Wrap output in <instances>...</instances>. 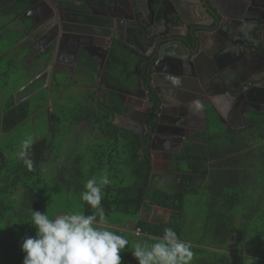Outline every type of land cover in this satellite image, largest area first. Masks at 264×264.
Returning <instances> with one entry per match:
<instances>
[{
    "label": "trees",
    "instance_id": "16d2710c",
    "mask_svg": "<svg viewBox=\"0 0 264 264\" xmlns=\"http://www.w3.org/2000/svg\"><path fill=\"white\" fill-rule=\"evenodd\" d=\"M150 60L152 57H140L138 70L143 78ZM137 61L126 47L115 44L101 71L102 82L131 89ZM92 70L91 75L97 72L96 67ZM126 79L130 81L127 85ZM144 80L154 106L142 135L114 122L124 105L115 92L105 88L85 86L83 97L75 105L55 107L49 118L53 138L62 132L73 133L72 128L82 122L93 135L79 134L89 141L83 142L85 157L77 152L63 160L68 163L62 169L66 174L69 171L66 177L58 174L61 168L57 166L59 180L45 176L40 167L53 150L48 137L28 149L32 170L18 160L10 171L8 159L0 151V264H23L21 244L36 235L31 209L54 218L57 212L53 210L66 203L67 212L92 214L94 210L80 196L87 180L95 177L99 182L104 174L110 184L102 189L101 206L107 219L103 226L129 241L120 252L121 264H138L132 254L135 244L155 243L166 227L191 244V264H264V115L247 116L245 128L234 131L225 129L216 115L219 128L211 129L209 116L207 129L195 132L174 155L169 165L173 181L156 185L151 180L149 146L159 99L150 89L148 77ZM30 106L29 100L17 103L8 99L0 108V132H8L24 121L30 115ZM55 132L58 135L54 136ZM50 181L56 194L50 192ZM50 193L55 195L54 206H50ZM145 206L166 208L172 216L160 222L149 221L141 217ZM230 243L234 252L242 249L244 254L226 253Z\"/></svg>",
    "mask_w": 264,
    "mask_h": 264
},
{
    "label": "flooded vegetation",
    "instance_id": "af4514ba",
    "mask_svg": "<svg viewBox=\"0 0 264 264\" xmlns=\"http://www.w3.org/2000/svg\"><path fill=\"white\" fill-rule=\"evenodd\" d=\"M225 1L227 0H221V2ZM231 1L234 0H228L224 4L230 20H227L225 25H223V29L224 34L229 35L230 40L233 42L235 55L238 57L236 62L230 65V67L229 65L228 67H224L221 69L223 70L221 72L216 71V66H214V72H208V75L212 74L209 78L205 69H198L199 72L194 69V81L189 82L178 72V70L184 69L185 66L181 67V63L172 61L171 66L172 69H175L176 73H170V76L175 79L174 85L171 87L173 89L169 91L171 92L170 95L167 94L166 88L164 92L166 93L167 101L174 102L176 100L179 103L178 114L175 115L179 117V120L172 126H170V123L165 124L167 128L163 131L158 143L155 145L153 154L151 153V144L159 123V115L161 114L163 103L152 84L150 71L153 72L152 69L154 67L149 68L151 67V63L156 59L154 45L147 46L146 44L152 40V35L147 36L149 40L144 42L141 36L135 32L134 22L141 20L145 24L154 26L161 32L167 28L169 35H173L179 31L183 36L189 37V31L192 30L195 24L187 22L188 27L186 28L185 24H180L178 21L174 23L170 18L171 12L169 13L170 16L167 14V20L162 18V11L165 13L166 9L164 5L169 4L174 9H177L182 6L181 0H45L46 4L44 3V8L40 12L36 11L37 14L32 19L29 18L30 21L27 24V28L32 30L33 27L39 39L35 44L28 45L30 42L26 44V49L27 51L29 50V53L28 58L26 57L25 59L31 64V61L33 62L42 57L41 60L44 63L42 65L43 69H45L35 74L37 78H44L47 69L54 71V75L55 71H62L64 73L61 83L57 81L56 75L50 82L49 90H51L53 95H60L64 92L65 86L73 83L72 79L75 76L78 77V74L89 77V83L77 84L79 89L83 90L85 86H91L94 89L105 88L108 92H115L124 105V111L119 115L122 122L120 126L130 131L138 130L141 132V135L146 130V123L154 106V102L145 88L144 79L148 77L149 87L159 99L156 125L149 146L152 165L151 179L152 175H155V181L157 182L162 180V176H166L164 178L165 181L169 180V178L173 181V177L169 173V165L173 163L174 155L179 153L182 144L190 140L195 132L207 129V126L204 128L200 127L199 124L202 120H200L199 116L195 115L190 105H183L184 101L188 99L194 103H201L203 112L201 115H204L203 125L205 126V120L207 121L210 116L209 110H212L217 116L212 105L223 101L226 91L237 89L236 85H239L240 90L237 89L239 90L237 93H240L242 90L244 91V89L249 90L252 88L254 90L253 95H248L247 98L244 97L243 100L237 101V103H243V111L238 107L237 110L241 111L234 113V115L230 109L228 114H232V116L227 115L226 118L222 119L223 123H221L223 127L230 131L245 128L244 119L247 116L264 115V58L258 57L259 51L264 47V0H239L240 2L247 3L244 6L237 2L236 6H233L229 3ZM22 2H25L27 6L22 10H17V6ZM7 8L10 12L4 13L3 11ZM27 12H29L28 0H0V15L9 16L11 20L19 22V25L25 20L23 15ZM120 20L124 22V28L118 31L114 26ZM35 22L38 24L33 26ZM212 26H208L205 30L200 29L198 32L211 35L214 31L211 30ZM180 27L182 32L180 29L178 30ZM102 29H109V34L104 32L106 35H102V31H100ZM66 31H71L72 33ZM70 34H72L71 37H69ZM115 44L126 47L138 60L134 67L135 85L131 89H126L119 85L111 86L107 83L105 84L100 77L101 71L110 56L111 48ZM150 47L151 49H149ZM176 47L175 52L178 54L180 50L178 46ZM208 49L207 47L206 50ZM240 50L246 52L245 57H241ZM250 51L252 52L248 53ZM196 54L191 55V61L195 59L200 62L202 55L196 56ZM141 56L148 59L152 57L143 74L144 78L138 70ZM242 58L246 61V65H244ZM253 64L258 66V70H253V78H256L251 80L250 83H242L239 79L246 78L244 71L251 69ZM92 67H96L97 70L93 75H91L93 73ZM231 72L234 74L230 75ZM70 74L71 78L68 77ZM155 76V80L160 81V78L157 75ZM128 82L130 83L129 79H126L124 84L127 85ZM59 84L61 86H58ZM159 86L164 85L159 84ZM254 86L255 88H253ZM118 89L125 90L128 94ZM186 90L187 94H185ZM30 93L31 91L21 97V101L28 100L27 96ZM237 93L231 94L232 105L236 102L235 97ZM172 117L173 115H171ZM239 117L242 119L241 121ZM143 118L145 121L144 126L140 122ZM238 123L239 126H237ZM158 162L163 163V167H156L155 169V164H158ZM160 170H162L161 177L158 174Z\"/></svg>",
    "mask_w": 264,
    "mask_h": 264
},
{
    "label": "rangeland",
    "instance_id": "374dc122",
    "mask_svg": "<svg viewBox=\"0 0 264 264\" xmlns=\"http://www.w3.org/2000/svg\"><path fill=\"white\" fill-rule=\"evenodd\" d=\"M22 30L23 29L20 28L18 22L11 20L9 16L0 15V108L2 109L5 102L10 98H13L14 102L20 103L22 100V93L26 94L31 91V96H28L27 98L31 103L30 115L12 130L8 132H0V151L8 159L9 170L12 171L18 165L19 159L17 157V153L20 151L21 143L24 139L30 136L35 143L42 138L48 137L49 140L52 141L53 150H51V153L47 156V158L41 162L42 164L40 167L45 176L59 180L60 177H57L58 175L55 167L57 166L61 168L58 173H63L61 177L68 176L69 171L66 174V171L62 170L67 168L66 166L68 165V163L63 162V160L68 155H73L77 152H81L80 154L83 156V158L85 157L83 142L89 143V141L87 140L86 136H80L79 134H90V132L89 130L87 131V124L82 122L77 127L72 128L74 134L72 132L69 134L62 132L59 136H56L59 132H55L54 136L56 137L53 138L51 136L52 129L49 118L51 113L55 111L56 106H60L61 108L65 107L68 109L70 106L75 105L76 102L81 100L84 92L81 88L79 89V86L77 87V84L81 85V83H89V77L78 74V77L75 76V78L72 79L74 84H67L65 86L66 88L63 90L64 92H62L60 95L52 94L51 90H49L50 85H47L46 80L39 79L36 82L31 83L32 77L45 68L43 69L42 64L44 63L41 60L42 57H39L33 62L31 61V64H29V61L24 59L29 53V50L27 51L26 49V44L30 41L19 42L21 35L24 33ZM34 64L37 65L34 66ZM55 75L57 77V81L61 83L64 73L62 71H55ZM68 77L71 78V74ZM58 86L61 85L59 84ZM64 97H66V99H61ZM200 107L201 106H199V108ZM214 115L215 113L212 111L209 118L210 128L218 129L219 127L217 126H219L220 123L217 122V119ZM114 122L118 125L122 123L119 116L114 118ZM199 125L201 128H204L203 121H201ZM90 137H93V135L90 134ZM75 148H78V150L75 151ZM156 167L162 168L163 163L158 162V164H155V169ZM158 174L161 177L162 170H160ZM165 177L166 176H162V180L157 182L155 181V175H152L151 180L152 183L156 185H162L164 182L170 183L171 179L169 178V180L165 181ZM50 182L48 183V185L51 187L50 192L54 193V182ZM167 186L168 184H164L163 187L167 188ZM50 194L53 197V202L50 206H54L56 205V202L54 203V194L56 193ZM71 194L77 197L75 193ZM70 205L73 204L70 203ZM66 207L67 204L65 203L53 211L57 212L56 214L64 213L67 212ZM186 213L190 214L191 212ZM170 216H172L171 211L166 208L145 206L141 210V217L153 222H160L161 218L165 219V217L170 219ZM173 217L174 221L178 223L179 219L174 213ZM126 223V221L123 222V224ZM225 251L230 255H235L236 253L244 254L242 249L238 250V252H234L232 243L229 244Z\"/></svg>",
    "mask_w": 264,
    "mask_h": 264
},
{
    "label": "clouds",
    "instance_id": "9594fccd",
    "mask_svg": "<svg viewBox=\"0 0 264 264\" xmlns=\"http://www.w3.org/2000/svg\"><path fill=\"white\" fill-rule=\"evenodd\" d=\"M33 143L30 136L24 139L17 153L28 170L33 169L28 153ZM109 184L107 174L99 182L93 177L85 183L80 198L94 210L92 214L64 212L50 218L47 212L31 209L36 235L21 244L23 264H121L120 252L129 241L103 226L107 219L101 206L102 189ZM132 254L138 264H191L194 257L191 244L181 240L171 227L151 245L136 243Z\"/></svg>",
    "mask_w": 264,
    "mask_h": 264
},
{
    "label": "water",
    "instance_id": "95a60500",
    "mask_svg": "<svg viewBox=\"0 0 264 264\" xmlns=\"http://www.w3.org/2000/svg\"><path fill=\"white\" fill-rule=\"evenodd\" d=\"M19 1V0H17ZM241 1V0H240ZM239 0H234L229 2L231 5L236 6V2L244 5H247L246 2H240ZM244 1V0H243ZM221 2V0H202V1H196V2H184V4L177 9H174L171 7L169 4L164 5L166 6L165 8V13L162 11V18L164 20H167V14L171 12V20L175 23V21H178L180 24H185L184 26L187 28V21H186V16L195 10H198L200 13V10H203V13L201 14L203 19L199 21L198 23L193 22L195 26L192 28V30L189 31V37L183 36L180 34L179 31H177L175 34L169 35V32L167 28L163 30L162 32L159 31L157 28L154 26H151L150 24H145L143 21H135V32L141 36V38L144 40V42H147L149 40V37L152 35V40L149 43H146L147 46L149 45H154L155 49V60L151 63V67L153 68V72L150 71L151 74V80L153 87L156 90V93L159 95L161 101H162V107H161V114L159 115V123L156 127L155 134L153 136L151 148L152 151L151 153L153 154V149L155 145L158 143V140L160 136L162 135L163 131L167 128L165 125L166 123L172 126L175 124L176 121L179 120V117H176L175 115L178 114L177 110H179V103L174 100L172 101H167L166 100V93L164 92L166 88V92L168 95H170L171 91L173 88L172 85H174V77L170 76V73H175V69H172L171 64L173 63L172 61H177L178 63H181V67L185 66L184 69L178 70L179 73H181L182 76H184V79L193 82V78H195L193 71L196 69L197 72L198 69H205V72H214V66H216V71H223L224 67H230V65H233L236 60L237 56L235 55V48L233 46V42L230 40L229 35L224 34V29L223 25L227 22L229 19V15L227 14V10L224 7V4L227 3ZM44 3L46 4L45 0H28V6H29V12H40L41 9L44 8ZM27 12L24 15L28 16L30 13ZM191 14V13H190ZM170 16V14H169ZM153 19V17H152ZM154 20V19H153ZM38 23H34L33 26L37 25ZM179 24V25H180ZM189 24V23H188ZM212 26L211 30H214L211 35L204 34V33H199L198 30L202 29L205 30L208 26ZM116 30H120L121 28H124V22L120 21L117 25L114 26ZM97 31V30H96ZM102 35H106L107 32L109 34V29H102ZM69 33H72L71 31H66ZM135 34V33H134ZM149 34V35H148ZM176 35V36H174ZM72 34L69 35L71 37ZM205 39V40H203ZM207 40V41H206ZM174 43V44H173ZM174 47L178 46V49L180 50V53H176L173 51L170 54V49L169 47ZM208 45V46H207ZM207 47L209 48L208 50ZM204 51V52H203ZM252 51L248 52L251 53ZM196 54V56L202 55V59L200 62L198 60L193 59L191 61V55ZM147 54V53H145ZM240 55L241 57L246 56V52H243L240 50ZM252 55V54H251ZM259 58H264V47L259 51L258 53ZM258 58V59H259ZM243 59V58H242ZM171 60V61H170ZM254 60V59H253ZM244 61V59H243ZM196 63V64H195ZM244 65H246V61H244ZM48 70V69H47ZM253 70H258V66L253 64L251 66V69H246L244 71V74L246 75V78L244 79H239L242 83H250L251 80L255 79L256 77L253 78L254 76V71ZM177 71V70H176ZM158 72V73H157ZM157 73V74H156ZM162 73V74H160ZM234 73H230L232 75ZM155 75H157L158 78H160V81L155 80ZM212 74L208 75V78L211 77ZM155 76V77H154ZM252 76V77H251ZM159 84L164 85V86H159ZM237 89L240 90L239 85H236ZM255 88V86L253 87ZM234 89V90H227L226 94L224 95V100L221 101L220 103L216 105H212L214 108V111H216V114L220 120V122L223 123L224 118L228 116H232V114L237 113L238 111H243V107L241 102H238L239 100H243L244 97L247 98L248 95L252 96L253 95V89H244L240 93H237L239 90ZM119 90V89H118ZM121 92H124L125 94H128L125 90H119ZM236 95V102L232 105V97L231 94ZM246 94V95H245ZM31 96V94L29 95ZM124 98L123 96H121ZM28 98V96H27ZM175 104V105H171ZM151 106V104H149ZM240 108L241 110H237V108ZM232 110V114H228L229 110ZM147 115V114H146ZM171 115L173 117L171 118ZM235 115V114H234ZM233 115V116H234ZM145 117V116H144ZM239 120L241 121L242 119L239 117ZM239 121V122H240ZM141 125L144 126V118L140 121ZM164 122V123H163ZM239 126V123L238 125ZM134 132H137L141 134L138 130H132Z\"/></svg>",
    "mask_w": 264,
    "mask_h": 264
},
{
    "label": "crops",
    "instance_id": "0c3cea01",
    "mask_svg": "<svg viewBox=\"0 0 264 264\" xmlns=\"http://www.w3.org/2000/svg\"><path fill=\"white\" fill-rule=\"evenodd\" d=\"M178 1H180V0H178ZM188 1H192V2H196L197 0H181V3H182V5L184 4V2H188ZM198 2V1H197ZM27 6V4L25 3V2H22V3H20L18 6H17V10H22V9H24L25 7ZM114 10V9H113ZM200 12L201 13H203V10H200ZM191 13V14H190ZM187 16H186V19H187V22H190V24H193V22H195V23H198L199 21H201L202 20V16L200 15V13H199V11L198 10H195L194 11V13L193 12H190ZM25 14V13H24ZM36 12L34 11V12H30V14L28 15V16H25V15H23L25 18V20L24 21H22L21 22V25H19L20 26V28L21 29H23L22 31L24 32L22 35H21V37H20V39H19V42L20 41H23V42H26V41H29L30 40V43L28 44V45H31V44H35V42L39 39L37 36H36V31H35V29H33V27H32V30H30V29H28L27 28V24H28V22L30 21L29 20V18L30 19H32L34 16H36ZM116 14V13H115ZM27 18H28V20H27ZM121 21V20H120ZM19 23V22H18ZM194 25V24H193ZM180 29V31L182 32V29H181V27L180 28H178V30ZM34 30V31H33ZM174 44V43H173ZM149 49H151V47L149 48ZM169 49H170V54L173 52V51H175L176 49H177V47H174V45L172 46V47H169ZM28 58V54L25 56V58ZM24 58V59H25ZM55 75H54V71H52V70H50V69H48L47 71H46V73H45V77L44 78H42V77H39V78H37V75H35V76H33L32 77V82L31 83H34V82H36L37 80H39V79H43V80H46L47 81V85H49L50 84V82L53 80V77H54ZM185 94H187V90H186V92H185ZM176 101V100H175ZM182 103V102H181ZM186 104V106H188V105H190L191 106V108L193 109V112L195 113V115H197V116H199L200 117V120H202V121H204V115H201V114H203V112H202V109H201V107L199 108V106H201L200 104L201 103H194L192 100H186V101H184L183 102V105H185ZM171 105H175V104H171ZM206 123H207V121L205 120V126L204 127H206L207 125H206ZM208 124V123H207Z\"/></svg>",
    "mask_w": 264,
    "mask_h": 264
},
{
    "label": "bare ground",
    "instance_id": "6f19581e",
    "mask_svg": "<svg viewBox=\"0 0 264 264\" xmlns=\"http://www.w3.org/2000/svg\"><path fill=\"white\" fill-rule=\"evenodd\" d=\"M86 27V26H85ZM216 75V74H215ZM179 132V131H178ZM167 141V140H166Z\"/></svg>",
    "mask_w": 264,
    "mask_h": 264
}]
</instances>
